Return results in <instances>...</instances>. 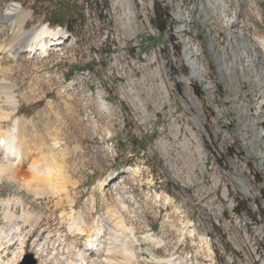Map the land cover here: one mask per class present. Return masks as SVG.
I'll list each match as a JSON object with an SVG mask.
<instances>
[{
  "label": "rangeland",
  "instance_id": "1",
  "mask_svg": "<svg viewBox=\"0 0 264 264\" xmlns=\"http://www.w3.org/2000/svg\"><path fill=\"white\" fill-rule=\"evenodd\" d=\"M252 1L238 22H256V50L242 47L241 54L257 55L256 71L264 74V0ZM174 2L185 10L182 0H166L167 10L164 0H0V14L12 4L30 13L26 31L48 26L63 34L57 47L46 40L47 53L13 55L2 64L10 71L0 83L16 86L15 116L30 122L32 162L37 157L45 176L18 166L0 147V264H20L41 248L38 264H69L63 249L54 251L57 239L83 249L85 238L77 240L67 226L79 219L89 225L110 210L138 239L125 243L136 258L114 252L116 264H264V138L255 126L264 81L241 67L224 80L220 55L208 52L202 20L228 21L226 10L219 14L208 1L209 11L188 12L180 22ZM169 15L176 29L186 23L194 45L203 43L204 55L193 52L202 75L193 74L180 35L176 45L167 40ZM68 23L75 34L65 31ZM16 30L0 19V41L14 40ZM88 70L92 75L80 76ZM0 96L1 117L13 109ZM1 120L11 129L14 116ZM253 167L260 182L251 179ZM210 168L225 176L213 192L202 186ZM120 236L118 245L129 234Z\"/></svg>",
  "mask_w": 264,
  "mask_h": 264
},
{
  "label": "bare ground",
  "instance_id": "2",
  "mask_svg": "<svg viewBox=\"0 0 264 264\" xmlns=\"http://www.w3.org/2000/svg\"><path fill=\"white\" fill-rule=\"evenodd\" d=\"M182 1H183L184 6H185V10L182 9L183 5L181 3H179V4L177 3L176 4L174 2V5L172 7V10H173L172 11V16L175 19H177L178 21H180V22H182L183 18L185 17L184 15H187L188 12H195V13L198 12L199 14H203V13L209 11L208 9L210 8L211 5L214 8L213 10L219 11V14H222L223 13L222 11L226 10V14H227V17H228L227 20L228 21H225L223 23L218 22L217 24H210V22L207 23V21H205L202 18L204 20V21L202 20V22L205 24L204 26L207 25V27H206L207 28V32L206 33H207V39H208V42H207L208 49H209L208 52H211L212 54L220 55L221 58L220 57L219 58L221 60H219V61H220L221 67H219V69L223 70L221 73H223L222 78L224 80L228 81L229 79L234 78L233 77L234 76V70H238L239 69V71L240 70L242 71L241 68H245V72L253 73V79H254L255 82L264 81V74L260 73V71L257 72L256 68H255V67H258V64L256 63V61L258 59L257 55H248V56L245 57L246 60H244L242 58L243 54H241L242 47H245L247 52L256 50L254 47H255V44H256L255 39H256L257 30H258L257 24L256 23H255L256 25L255 24H247V23L243 24V23L238 22V17L242 14V12H246L247 10H248V12H250L249 9L252 6V2H253L252 0H182ZM208 1L211 3V5L208 4L209 3ZM243 5H245L244 9L242 8ZM30 17H31L30 13L27 12V11H24L22 6L19 5V4H12L11 6H9L5 10V12L3 14H0V19H2L4 22H10L11 21V23H13L14 26L16 27V29H17L15 31V37H14L15 39L14 40H12L10 38L11 40H9V41L8 40L0 41V74H2L3 77H6L9 74L10 70H9V68H5L4 66H2V64L5 61H7L8 59H10L13 55H18L19 56V54L22 55V54H26V53L27 54H30V53L36 54L37 52L47 53V51L51 47L50 45H48L46 43L47 39L51 42V44L53 42V44H52L53 46L55 45L57 47V46H59L61 44V39L63 37V34L60 31L61 29H59L58 31L57 30H51L48 26H44L41 29H37V30L32 29V30L26 31L25 30V25L28 22V19ZM190 24H191V22H190ZM192 24H194V23H192ZM175 32L179 33L178 35H180L179 36V42L181 44H183V45L187 44V48L185 50H183V53L186 56V60H187L188 64L193 69V74L200 76L201 69H200V67H198V62H197L196 56L195 57L193 56V52L196 51L198 53V55H204V52H203V49H202L203 48V45H202L203 43H201V45H199V46L194 45L195 43L193 44V40L189 36L190 35V31H189V28L186 26V23H184L183 27H182V25L179 26L175 30ZM64 36H65V34H64ZM165 36H166V34H165ZM13 44H16L17 46L13 45ZM222 52H223V55H227L226 58H222V55H221ZM252 54H253V52H252ZM202 59H204V58H202ZM214 61H216V57H215ZM202 65H205V64H202ZM93 69H91V70H93ZM95 70H96V68H95ZM202 71H203V68H202ZM202 71H201V75H202ZM206 73H205V75H207ZM89 74H90L89 72H86V75H89ZM217 77L219 79L220 76H217ZM94 80H92V81L94 82ZM1 82H3V83H0V90H1L0 94H2L3 98H5L4 102L6 103V105L8 104V106H10V108L13 109V110L11 112H8V113H4L3 112V115L0 117V118H2V120L1 119L0 120L1 121H5V119H6V121H8L9 119H12V116H14V120H12L11 129H6L5 130L3 125L0 124V147H1V149H3V151L9 157H12L14 162H17L16 164L18 166H21V165L22 166H27V165H29L28 169L30 171H32V173H34V175L35 174L36 175L39 174V175L43 176L45 170H43L44 168H40L39 167L40 165H43V164L40 163V165L38 164L39 166L36 164V162H38V161H36L37 157L34 159L36 162L34 160H33L34 162H32V159H33L32 152L33 151L31 152L29 150V147L32 146V145H31V142L29 143V141H31L30 138H28V136H26L29 132H27L25 129L27 127L30 128V122H27L25 119H22L19 116L18 117L15 116V112L17 111V108L19 107V104H20L19 103L20 101L17 100L18 98L16 97L17 95L15 93L16 86L14 84L10 83V82H7L5 79H3ZM1 85H3V86H1ZM93 87H95V86H93ZM97 88H99V87H97ZM161 95H163V94H161ZM1 97L2 96H0V98ZM101 98H103V97H101ZM0 102H1V99H0ZM101 103H103L102 107H104L103 105L108 106L107 102L102 101ZM234 105L235 104L230 103L229 104V108L231 109ZM245 106H247V105H245ZM248 107L244 110L245 113L242 115L243 117H241V118L245 119L247 117L246 110L248 109ZM258 108H260V112H257V110H256L255 114L258 113L257 115L259 116L260 119L258 120V122H257V124L255 126L259 127L261 125L260 126L261 127V135L259 137L260 138H264V127L262 126V124H264V118H263V116H264V104L262 103L261 105L258 106ZM233 109H234V107H233ZM8 110H10V109H8ZM106 111H107V108H106ZM220 112H221V110H220ZM117 113H118V111H117ZM111 114H112V112H111ZM100 116H102V115H100ZM102 119H103V117H102ZM246 120H247V118H246ZM242 129H243V126H242ZM30 133H31V131H30ZM42 150L43 149H41V151H38L37 155H40V157L45 158L47 156V155L45 156L46 152H43ZM47 154H49V153H47ZM263 167H264V163H263ZM259 168H260V171H261V173L263 174V177H264V168H262V167H259ZM217 169L218 168H210L209 169L210 172L214 171V173L217 175V178L214 179V177H212L210 175V172L208 171L207 176H209L210 179H209V181H207L205 183V185H202L208 192H213L215 189L219 190L223 186V182H224L225 176H219V173H218L219 170L217 171ZM12 171H14V176L13 175H11V176L16 178V173L18 172V170H13V168H12ZM46 171H48V168H46ZM203 176H206V175H203ZM36 180H37V178H36ZM112 180L113 179L111 178V179H108L106 182H111ZM257 180H258L257 182L261 181L258 178H257ZM192 181H193V179H192ZM55 187H56V185H55ZM186 188L187 187H185V189ZM182 190H183V188H182ZM57 191H59V190H57ZM230 191H231V188L228 189V193H227L228 194V199L233 202L234 198H230ZM36 194H37V192H36ZM209 194H208V196H209ZM36 196L38 197V195H36ZM208 198H210V197H208ZM159 199H160V197H159ZM169 200H170V198H169ZM220 202H224V201L220 200ZM26 216H24V217L22 216L21 217L22 221L24 222V225H26L27 221H28V218ZM81 216L79 218H81ZM163 217H164V215H163ZM85 219H86V217H85ZM29 220H30V218H29ZM79 220H78V222H75L76 220H74L73 223H75V224L73 225L71 223V226H67L68 227L67 229H69V232L72 233V236H75V238H77V240L85 238V240H84V248L82 249V248H79L78 246L77 247H73L72 245L70 246L68 244H64L65 243L64 240H63V242H64L63 243L62 240L57 239V241H59L57 243L58 246L56 247V250H54V251H57L58 254H59L62 251V249H63V253H61V254L65 255V257H63V259H66L69 264H116L114 262L115 259L111 258L112 254L114 252H118L119 254H122L123 258L125 257V258H128V259H134V257H135L134 255L135 254L130 253L129 250H128L129 251L128 252L125 249V247L127 246V244L125 246V243H127L128 240L129 241L132 240L133 243H136L138 241V239L135 236L136 233H134L133 231H130V229H128L126 227L123 218L120 217L117 213H115L114 211L110 210L106 215L102 216L101 218L93 220L91 222V224H89V225L85 224L84 219H82L81 221H79ZM116 220H117V222H115ZM109 231H111V233H112L111 236H110ZM124 232H128L129 236L124 237L125 238L123 240L124 243L120 242V243H123V244L118 245V241L119 240H118L117 236L121 235L123 237ZM192 232H194V231H192ZM126 235H127V233H126ZM193 235H195V233ZM193 237H195V236H193ZM57 241H55V242H57ZM120 241H121V239H120ZM118 246H120V249L117 248ZM53 249H54V247H53ZM40 251L43 253V248H41L39 250V252L36 253V256H35L36 259H39L40 255H41ZM44 252H45V249H44ZM24 253H25V250L22 252V254H24ZM112 257H114V256H112ZM72 259L75 260V262L71 261ZM187 259H189V258H187ZM126 261H127V259H126ZM155 262L157 263V261H155ZM158 262H160L161 264L163 262L164 263L166 262V264L167 263H169V264H179V261H174L172 259L160 260Z\"/></svg>",
  "mask_w": 264,
  "mask_h": 264
},
{
  "label": "built area",
  "instance_id": "3",
  "mask_svg": "<svg viewBox=\"0 0 264 264\" xmlns=\"http://www.w3.org/2000/svg\"><path fill=\"white\" fill-rule=\"evenodd\" d=\"M165 10H167V3L166 0H164V7ZM167 19L169 20V24L167 25L165 30V34L167 35V40H169L172 44L176 45L177 44V35L179 33L175 32V24L173 23L172 19H170V15L169 17H167ZM256 23V22H254ZM250 176L252 181H256L257 183V177L256 175H254V167L253 170H250ZM238 196H241L243 198V196L241 194H238Z\"/></svg>",
  "mask_w": 264,
  "mask_h": 264
},
{
  "label": "water",
  "instance_id": "4",
  "mask_svg": "<svg viewBox=\"0 0 264 264\" xmlns=\"http://www.w3.org/2000/svg\"><path fill=\"white\" fill-rule=\"evenodd\" d=\"M20 264H38L36 258L32 254H26Z\"/></svg>",
  "mask_w": 264,
  "mask_h": 264
},
{
  "label": "trees",
  "instance_id": "5",
  "mask_svg": "<svg viewBox=\"0 0 264 264\" xmlns=\"http://www.w3.org/2000/svg\"><path fill=\"white\" fill-rule=\"evenodd\" d=\"M162 27V26H160ZM67 30L72 33V34H75V27H73L70 23L67 24Z\"/></svg>",
  "mask_w": 264,
  "mask_h": 264
},
{
  "label": "clouds",
  "instance_id": "6",
  "mask_svg": "<svg viewBox=\"0 0 264 264\" xmlns=\"http://www.w3.org/2000/svg\"><path fill=\"white\" fill-rule=\"evenodd\" d=\"M26 175H28L27 171L25 172Z\"/></svg>",
  "mask_w": 264,
  "mask_h": 264
}]
</instances>
